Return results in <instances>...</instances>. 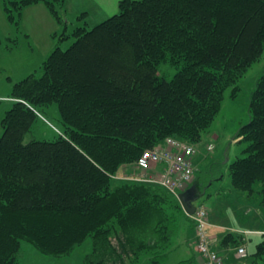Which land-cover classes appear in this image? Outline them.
I'll return each instance as SVG.
<instances>
[{"label":"trees","instance_id":"trees-1","mask_svg":"<svg viewBox=\"0 0 264 264\" xmlns=\"http://www.w3.org/2000/svg\"><path fill=\"white\" fill-rule=\"evenodd\" d=\"M40 2L61 22L66 0H4L9 24L19 28L23 9ZM78 20L85 24L67 36L73 44L57 46L39 74L15 85L2 120L0 264H24V242L64 258L88 239L85 264H167L191 217L167 190L113 177L169 137L201 139L225 90L264 53V0H122L94 27L86 14ZM166 64L171 78L160 73ZM53 103L65 133L25 142ZM249 111L230 179L248 197L260 195L264 231V73ZM241 240L229 233L222 245ZM248 257L244 264H264V232Z\"/></svg>","mask_w":264,"mask_h":264},{"label":"rangeland","instance_id":"rangeland-1","mask_svg":"<svg viewBox=\"0 0 264 264\" xmlns=\"http://www.w3.org/2000/svg\"><path fill=\"white\" fill-rule=\"evenodd\" d=\"M3 1L0 0V138L4 131L2 120L13 106L11 97L15 85L32 74H39L48 56L57 46L60 45L66 50L73 44L74 38L67 36L73 34L77 27L85 24V21L80 23L76 21V12L81 8L85 9V5L92 4L90 0L86 2L72 0V3L66 5V15L62 14L61 22L53 17L43 2L33 4L23 9L18 28L9 24ZM89 10L90 16L87 21L92 26L119 12L118 8L115 13L103 17L102 13L91 7ZM66 19L68 23H65ZM160 73L171 78L175 74V69L169 64L162 65ZM263 73L264 53L258 61L240 71L236 82L225 90L221 112L203 133L201 139L195 143L183 140L200 151L195 158L196 171L193 184L201 183L203 185L201 191L203 189L206 194L196 201L195 205L205 206L209 213V220H212L210 222L214 221L216 224L214 229H210L215 233L237 235L243 228L249 227V224L244 221L247 215L253 213L250 215L252 218L258 215L260 209L263 210L259 194L248 197L246 193L234 189L229 170L232 162L244 156L243 150L246 148V143H239L237 133L250 122L251 96ZM233 92L236 93V97H233ZM65 130L59 105L53 103L41 109L30 132L25 136V142L31 140L53 142L59 139ZM209 145L214 146L211 152L207 151ZM136 162L122 166L118 175L132 173L136 169ZM180 227L176 248L170 253L167 264H181L196 256L198 260H201L197 250L195 252L192 248L194 244L189 243L188 240V232L195 231L193 222L182 221ZM248 237L250 239L248 254H251L256 250L261 236L257 234ZM241 241V245L233 249L237 256H235L236 262L232 264L249 263L251 260L248 255L244 258L238 256V248L242 246L247 248V240ZM218 248L214 247V250L223 258L222 264H229L226 255L221 254ZM23 249L24 264H85L86 257L92 252L93 243L91 239L86 240L71 255L64 258L46 256L29 242L23 243Z\"/></svg>","mask_w":264,"mask_h":264},{"label":"built area","instance_id":"built-area-1","mask_svg":"<svg viewBox=\"0 0 264 264\" xmlns=\"http://www.w3.org/2000/svg\"><path fill=\"white\" fill-rule=\"evenodd\" d=\"M214 150L213 145L207 151ZM199 150L188 142L169 137L162 144L145 151L136 162V169L129 174L114 176L115 180L131 181L147 185L159 186L175 197L184 192L195 177V158ZM191 219L195 226L197 252L202 264H222L223 258L213 249L210 236L209 213L205 206L196 207ZM243 235L248 232H241ZM247 248H238V256L246 257Z\"/></svg>","mask_w":264,"mask_h":264},{"label":"crops","instance_id":"crops-1","mask_svg":"<svg viewBox=\"0 0 264 264\" xmlns=\"http://www.w3.org/2000/svg\"><path fill=\"white\" fill-rule=\"evenodd\" d=\"M80 1H83V2H86L88 0H80ZM92 2V4H87L89 7H91V9L93 10H96L97 12H100L103 14V17H107L109 14L111 15V13H115L117 11V9L119 8V3L122 1V0H90ZM70 3H72V0H66V5L68 6ZM85 5V9L81 8L79 11L77 10L76 12V15H77V18H76V21L78 23H80V21L78 20V17L80 15H83V14H86V20L88 19V17L90 16V10H89V7ZM67 10V9H66ZM69 12V11H68ZM81 13V14H80ZM80 14V15H78ZM66 15V13H65ZM84 21V20H83ZM88 26L90 27H94L92 26L88 21ZM98 25V24H97ZM96 26V25H95ZM250 214V213H248ZM250 215H253V213H251ZM250 215H247L245 218H244V221L247 222L249 224V227L248 228H243V232H248L247 234L243 235L241 232L238 233L240 235H236L237 237H240L242 238L243 240H247V252H248V244H249V235H260L261 236V239H262V235H263V224H262V220H263V214L261 212V210L259 211L258 215L255 217H252ZM249 216V217H248ZM212 221V220H210ZM212 226H210V229H214L215 228V225L214 224V221L213 223L210 222ZM210 236H211V240H212V246H213V249L214 247L218 248L219 252L223 255H226V258H227V262L229 264H232L233 262H236V258L235 256L236 253L233 252V249L234 248H227V247H223L222 245V242L227 235H223L221 233H215V231H210ZM215 233V234H214ZM188 240H189V243L192 242L193 245V249L194 251L196 252V237H195V231L193 233H189L188 232ZM217 238H216V236ZM243 235V236H242ZM260 239V241H261ZM215 240V242H214ZM234 253V254H233ZM233 254V255H232Z\"/></svg>","mask_w":264,"mask_h":264},{"label":"water","instance_id":"water-1","mask_svg":"<svg viewBox=\"0 0 264 264\" xmlns=\"http://www.w3.org/2000/svg\"><path fill=\"white\" fill-rule=\"evenodd\" d=\"M198 184H193L190 188L179 195V200L188 216L194 215L196 211V201L202 198L206 193L198 189Z\"/></svg>","mask_w":264,"mask_h":264},{"label":"flooded vegetation","instance_id":"flooded-vegetation-1","mask_svg":"<svg viewBox=\"0 0 264 264\" xmlns=\"http://www.w3.org/2000/svg\"><path fill=\"white\" fill-rule=\"evenodd\" d=\"M201 188V187H200ZM198 189H199V186H198ZM203 192V191H202Z\"/></svg>","mask_w":264,"mask_h":264}]
</instances>
